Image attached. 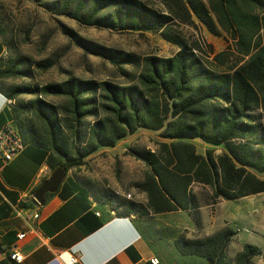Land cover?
<instances>
[{"label":"trees","instance_id":"16d2710c","mask_svg":"<svg viewBox=\"0 0 264 264\" xmlns=\"http://www.w3.org/2000/svg\"><path fill=\"white\" fill-rule=\"evenodd\" d=\"M32 1L82 26L158 34L177 48L170 57L138 56L64 29L84 52L125 77L124 85L70 77L42 86L7 87L9 79L30 77L32 66L45 71L51 63L30 65L25 57L1 56L0 93L12 101L22 95L33 97L12 106L13 124L20 135L29 131L34 143L46 146L53 171L63 167L67 173L83 166L100 148L114 147L143 129L158 132L165 140L157 142L154 151L130 150L149 169L144 186L152 210H193L200 227L201 205L192 187L209 188L206 206L264 193V0H156L164 10L149 0ZM195 22L213 36L223 32L233 49L214 53L206 45L211 53L204 56L199 41L191 46L175 28ZM48 97L65 103L56 105ZM193 140L212 148L199 154ZM127 205L143 213L141 205ZM236 234L224 228L202 239L180 238L176 245L208 264H254L262 255L254 245H243L232 257L228 254Z\"/></svg>","mask_w":264,"mask_h":264},{"label":"crops","instance_id":"0c3cea01","mask_svg":"<svg viewBox=\"0 0 264 264\" xmlns=\"http://www.w3.org/2000/svg\"><path fill=\"white\" fill-rule=\"evenodd\" d=\"M0 32L1 57L6 39ZM13 105L0 93V130L13 120ZM21 137L23 149L7 163L0 159V264H15L10 259L13 250L23 256L21 264H46L58 253L71 251L79 253L80 264H151L153 259L158 264H208L203 257L180 251L176 242L231 228L213 220L216 227L208 232L206 205L197 210L200 227L193 210L158 212L148 207L144 184L149 169L129 151L132 138L127 137L89 156L85 176L69 170L57 192L45 195L40 206L33 195L53 173L49 153L42 143H34L29 131ZM128 202L141 205L143 213L128 209ZM34 211L39 213L37 222L31 217ZM31 228L35 231L27 233ZM22 233L26 236L18 240ZM235 237L228 247L231 257L241 251L231 252ZM68 260L67 254L62 257L63 262ZM253 263L264 264V254Z\"/></svg>","mask_w":264,"mask_h":264},{"label":"rangeland","instance_id":"374dc122","mask_svg":"<svg viewBox=\"0 0 264 264\" xmlns=\"http://www.w3.org/2000/svg\"><path fill=\"white\" fill-rule=\"evenodd\" d=\"M149 2L156 9L164 10L159 1L149 0ZM0 28L4 31L7 43L2 58L25 57L30 65L45 60L51 63L45 71L37 70L32 66L30 77L9 79L5 82L7 87L42 86L58 83L70 77L97 82L110 81L120 85L127 84L126 78L122 77L108 62L87 54L79 48L64 32V29L73 31L86 41L138 56L170 57L177 51L175 46L163 40L158 34L119 33L82 26L65 16L49 13L32 0H0ZM175 28L191 46L199 41L204 56H210L211 53L206 45L211 46L214 53L233 49L232 43L223 32L220 31L219 37L213 36L197 22L194 26L180 24ZM124 70L132 71L128 67ZM32 98L30 95H22L13 102L17 106V102H28ZM46 99L56 105L65 103L62 98L48 97ZM31 118L33 119V116ZM130 138L132 139L129 142V151L131 149L154 151L157 149V142L165 141L158 132L143 129L137 130L133 137L127 136L126 139ZM192 142L199 154H204L207 149L212 148L200 140ZM220 152L218 148L215 154L218 155ZM84 165L83 170L73 168L71 171L85 176L84 172L88 165L86 163ZM194 193L200 205L205 206L207 193L209 200V188L207 191V188L195 186ZM213 220H218L222 226L227 223L237 232L231 244V252L240 251L243 245L250 244L258 247L264 254V193L237 201L219 200L213 205H208V232L216 227V224L213 225Z\"/></svg>","mask_w":264,"mask_h":264},{"label":"built area","instance_id":"2783aa9c","mask_svg":"<svg viewBox=\"0 0 264 264\" xmlns=\"http://www.w3.org/2000/svg\"><path fill=\"white\" fill-rule=\"evenodd\" d=\"M23 147L24 144L20 132L18 131V128H13V120H11L0 130V159L5 163L11 161L23 149ZM125 198L130 199V196L126 194ZM31 217L37 222L39 220L38 211H34L31 214ZM34 231L35 228H31L27 233ZM25 236L26 233H22L19 234L17 238L18 240H22ZM66 254L69 256V260L63 262L62 257ZM10 259L15 264H21L23 262V256L16 250H13L10 253ZM46 264H80V255L77 251L60 252ZM151 264H158V261L153 259L151 260Z\"/></svg>","mask_w":264,"mask_h":264},{"label":"water","instance_id":"95a60500","mask_svg":"<svg viewBox=\"0 0 264 264\" xmlns=\"http://www.w3.org/2000/svg\"><path fill=\"white\" fill-rule=\"evenodd\" d=\"M66 176V171L63 167L56 168L51 174L50 178L44 181L40 187L36 190L33 195L34 200L43 206L45 202V195L54 194L59 189L64 178Z\"/></svg>","mask_w":264,"mask_h":264},{"label":"bare ground","instance_id":"6f19581e","mask_svg":"<svg viewBox=\"0 0 264 264\" xmlns=\"http://www.w3.org/2000/svg\"><path fill=\"white\" fill-rule=\"evenodd\" d=\"M13 128H16L14 124H13Z\"/></svg>","mask_w":264,"mask_h":264}]
</instances>
